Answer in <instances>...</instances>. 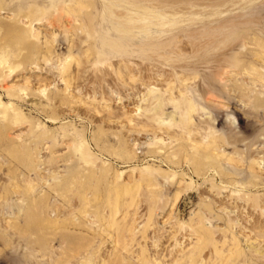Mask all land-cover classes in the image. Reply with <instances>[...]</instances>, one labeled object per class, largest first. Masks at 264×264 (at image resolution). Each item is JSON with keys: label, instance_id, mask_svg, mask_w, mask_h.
<instances>
[{"label": "rangeland", "instance_id": "obj_1", "mask_svg": "<svg viewBox=\"0 0 264 264\" xmlns=\"http://www.w3.org/2000/svg\"><path fill=\"white\" fill-rule=\"evenodd\" d=\"M0 264H264V0H0Z\"/></svg>", "mask_w": 264, "mask_h": 264}, {"label": "bare ground", "instance_id": "obj_2", "mask_svg": "<svg viewBox=\"0 0 264 264\" xmlns=\"http://www.w3.org/2000/svg\"><path fill=\"white\" fill-rule=\"evenodd\" d=\"M190 111H191V109L187 110L186 114L189 115L190 114Z\"/></svg>", "mask_w": 264, "mask_h": 264}]
</instances>
